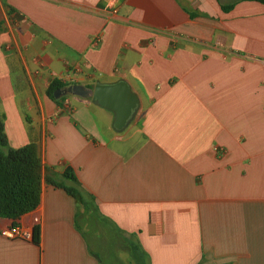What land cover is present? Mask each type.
I'll return each mask as SVG.
<instances>
[{"label": "crops", "instance_id": "obj_1", "mask_svg": "<svg viewBox=\"0 0 264 264\" xmlns=\"http://www.w3.org/2000/svg\"><path fill=\"white\" fill-rule=\"evenodd\" d=\"M119 79L122 130L74 89ZM0 124L42 165L39 240L0 234V264H264V4L0 0Z\"/></svg>", "mask_w": 264, "mask_h": 264}, {"label": "trees", "instance_id": "obj_2", "mask_svg": "<svg viewBox=\"0 0 264 264\" xmlns=\"http://www.w3.org/2000/svg\"><path fill=\"white\" fill-rule=\"evenodd\" d=\"M264 4V0H254ZM234 3L220 4L223 11L233 7ZM62 86L53 80L46 94L53 99V92ZM63 182L47 178L56 187L62 188L86 209L89 201L80 190V184L70 167L61 174ZM42 165L34 143L17 148L9 147L0 124V217L17 219L36 208L40 199ZM66 182H69L68 184ZM32 240H39V227L34 226Z\"/></svg>", "mask_w": 264, "mask_h": 264}, {"label": "water", "instance_id": "obj_3", "mask_svg": "<svg viewBox=\"0 0 264 264\" xmlns=\"http://www.w3.org/2000/svg\"><path fill=\"white\" fill-rule=\"evenodd\" d=\"M74 89L82 95L90 96L94 104L112 111V125L116 130H122L129 124L139 106L138 96L123 79L112 83L96 82L88 90H84L81 85H75Z\"/></svg>", "mask_w": 264, "mask_h": 264}, {"label": "built area", "instance_id": "obj_4", "mask_svg": "<svg viewBox=\"0 0 264 264\" xmlns=\"http://www.w3.org/2000/svg\"><path fill=\"white\" fill-rule=\"evenodd\" d=\"M28 213V220L31 223V226H26L22 223H14L8 227L2 228L0 230V234L9 239H24V240H31L32 239V232L33 227L36 224V216L32 213V211Z\"/></svg>", "mask_w": 264, "mask_h": 264}]
</instances>
